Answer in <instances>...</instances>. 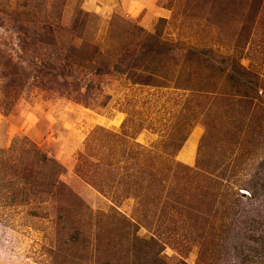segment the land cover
Masks as SVG:
<instances>
[{
  "label": "rangeland",
  "instance_id": "374dc122",
  "mask_svg": "<svg viewBox=\"0 0 264 264\" xmlns=\"http://www.w3.org/2000/svg\"><path fill=\"white\" fill-rule=\"evenodd\" d=\"M258 1L0 0V264H69L62 259H69L64 240L73 225L60 207L70 201L101 226L115 221V198L85 181L81 157L96 129L122 133L123 126L143 146L141 156L161 170L157 160L185 135L169 166L200 171L196 194L178 187L181 219L176 212L160 223L159 210L149 215V235L165 243L167 264H264V0ZM80 12L86 36L110 55L125 46L118 30L135 29L131 23L158 32L171 45L156 76L164 86L151 84L149 74L136 84L125 74L88 76L82 69L65 79L47 68L36 78L41 40L35 38L43 33L50 42V32L71 28ZM44 61L52 62L48 54ZM233 67L235 78L226 82ZM221 91L230 92L228 100ZM108 146L104 161L118 153ZM41 173L49 174L52 194L11 198L25 176ZM165 194L154 201L135 193L117 208L127 216L137 203L160 209ZM147 233L140 227L141 236Z\"/></svg>",
  "mask_w": 264,
  "mask_h": 264
},
{
  "label": "trees",
  "instance_id": "16d2710c",
  "mask_svg": "<svg viewBox=\"0 0 264 264\" xmlns=\"http://www.w3.org/2000/svg\"><path fill=\"white\" fill-rule=\"evenodd\" d=\"M262 1L259 0L257 5H260ZM220 4L222 8H225L223 3ZM225 4L228 7L231 5L230 3ZM81 13L75 16L71 28L53 29L50 32L52 36L50 42H45L42 36L43 33L39 38H35L37 41L41 40L40 51L38 50L39 64L38 67L33 66V75L36 74V78L47 74V68L62 75L65 79L73 69L76 71L82 69L83 74L88 76L105 73L125 74L131 83L136 84H141L143 75L149 74L153 77L151 84L164 86L158 82L156 76L161 74L165 66L164 58L167 52L171 50V45L158 32L147 34L141 27L131 23L133 27H136L135 29L129 30L127 26L123 27L125 32L122 34L118 30L119 39L126 42L125 46L114 51L108 50L111 53L110 55L106 49L102 48V42L97 44L86 36L85 27L83 26L85 14L80 17ZM254 14H252V17ZM120 20L125 25L129 23L125 19ZM111 37H114V35H111ZM51 47L53 51H48ZM203 51L213 60V49L206 48ZM47 54L52 60L51 63L50 61L46 63L44 61ZM213 61L215 62V60ZM235 69L236 67H233L227 72L226 82L231 83L232 79L235 78L233 74ZM3 73H5L4 67ZM50 74L52 76V73ZM4 78H6V73ZM73 81L75 82L74 78ZM243 82V87L247 88L248 79L245 78ZM73 90L80 92L78 87ZM87 92L89 90L84 93ZM245 93L246 89L241 91L242 95H245ZM205 94H211V92L206 91ZM218 94L226 96L227 98L224 99L228 100L230 92L221 91ZM77 100L81 101V99ZM7 105L10 106L9 103ZM96 130L99 133L94 132L91 135L90 141L93 140L94 144L93 147L92 143L89 144L90 152L82 153L81 160L85 169L82 170L81 174L85 181L95 186L98 191L104 195L112 194V197L115 198L111 208L113 211L112 217L115 218V221L108 222L106 226H101V219L98 220L99 224H97L91 215L82 216V212L86 209L79 203L70 201V203L60 207L64 217L63 220L67 219L73 225L64 240L66 245L64 248L68 250L69 259H62L63 262L69 264H167L165 255H163L165 243L159 241L155 234L149 235L150 228L147 224L149 223L150 213L157 210H159L157 216L160 223H165L167 218L170 215H176V212H178L181 219L183 217L182 202L179 198H175L177 196L182 197L179 189H188L192 191V194H196V190L200 187L197 180H195V175L200 174L199 168L192 169L182 164H176L174 169H171L172 165L169 166V164L175 163L170 161H173L174 153L180 149L186 136L184 135L181 141L174 145L173 153H168L166 158L157 160L165 166V170H161L153 161L141 156L140 152L144 150L143 146L134 141L135 136L132 135L133 133L128 134L125 132L124 126L122 133L111 132L104 128ZM94 135L95 137H93ZM110 143L114 151L118 153L109 154L108 159L104 161L107 155L103 151L109 148L108 144ZM166 145L164 144V146ZM120 151L121 153H119ZM129 154L132 155L129 156ZM113 155L115 157L112 158ZM43 156L45 160H48L46 155ZM222 156L227 157L225 153ZM137 158L143 159V161L138 164L136 162ZM164 171H166V175L163 174ZM168 180H170L169 183L173 181L172 185H167ZM19 185V190L14 189L9 194L11 198L23 202L31 200V197H40L50 192L52 194L49 174L44 175L41 173L40 177L37 178L34 175L25 176V179L19 182ZM2 187L3 185L0 182V189ZM115 192L118 193L115 195ZM160 192L167 194V201L171 204L167 209V201L165 202V200L161 202L160 209H157L155 204L151 209L150 206H141L140 203H137L131 216H127L117 208L122 200L130 197L137 198L142 193L145 195L152 194V200L155 201L157 197H161ZM135 193H137L136 197ZM17 194L21 199L18 198ZM140 227L147 229L148 233L145 236L139 234ZM61 229H64V226ZM62 253L64 254V252ZM177 264H184V262L180 261Z\"/></svg>",
  "mask_w": 264,
  "mask_h": 264
}]
</instances>
